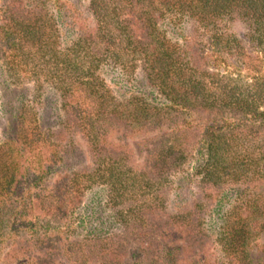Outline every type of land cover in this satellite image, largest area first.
<instances>
[{
  "label": "trees",
  "instance_id": "16d2710c",
  "mask_svg": "<svg viewBox=\"0 0 264 264\" xmlns=\"http://www.w3.org/2000/svg\"><path fill=\"white\" fill-rule=\"evenodd\" d=\"M0 75V264H264V0H0Z\"/></svg>",
  "mask_w": 264,
  "mask_h": 264
},
{
  "label": "rangeland",
  "instance_id": "374dc122",
  "mask_svg": "<svg viewBox=\"0 0 264 264\" xmlns=\"http://www.w3.org/2000/svg\"><path fill=\"white\" fill-rule=\"evenodd\" d=\"M18 96V90L4 79L3 75H0V130H4V126H7L11 118L14 116V112L17 109L16 99ZM46 99L44 100V102ZM52 104V100L50 99ZM54 111L52 112V116ZM51 112L47 109L46 115L43 116V123L48 124L53 120ZM3 127V129H2ZM4 132V131H3Z\"/></svg>",
  "mask_w": 264,
  "mask_h": 264
}]
</instances>
